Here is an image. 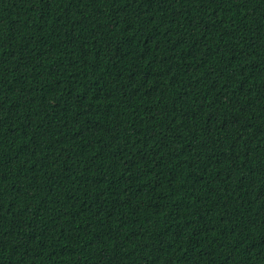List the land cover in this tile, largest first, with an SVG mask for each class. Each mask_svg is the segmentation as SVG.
<instances>
[{
	"label": "trees",
	"instance_id": "16d2710c",
	"mask_svg": "<svg viewBox=\"0 0 264 264\" xmlns=\"http://www.w3.org/2000/svg\"><path fill=\"white\" fill-rule=\"evenodd\" d=\"M0 264H264V0H0Z\"/></svg>",
	"mask_w": 264,
	"mask_h": 264
}]
</instances>
